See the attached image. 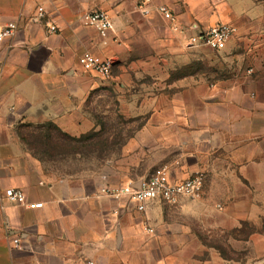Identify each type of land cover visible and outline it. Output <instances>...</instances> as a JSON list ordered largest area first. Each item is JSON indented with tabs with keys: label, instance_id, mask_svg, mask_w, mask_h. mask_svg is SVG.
Masks as SVG:
<instances>
[{
	"label": "crops",
	"instance_id": "0c3cea01",
	"mask_svg": "<svg viewBox=\"0 0 264 264\" xmlns=\"http://www.w3.org/2000/svg\"><path fill=\"white\" fill-rule=\"evenodd\" d=\"M141 2L0 0V30L16 25L0 44V264H240L217 254L206 263L201 241L185 229L184 220L175 219L188 206L151 203L139 214L126 199L99 190L139 181L160 167L168 168L173 181L202 172L215 180L228 178L234 164L244 169L250 145L244 87L216 82L208 90L168 86L159 94L149 92L145 108L124 112L147 116L137 143H129L127 156L126 151L116 156L112 167L94 175L49 173L25 144L61 141L53 129L69 138L90 131L85 104L91 88L106 81L83 71L78 58L84 52L119 61V68L151 76L153 83H168L161 74L170 64L169 38L184 51L198 49L186 48L182 36L168 30L154 10L158 5L168 7L190 33L193 27L229 21L236 34L225 48L264 38V0H150L147 15L138 8ZM39 7L45 11L42 21L36 20ZM93 11L111 17L113 28L105 37L79 22ZM49 25L57 32L49 33ZM128 78L120 73L108 82ZM191 130L194 142L188 143ZM9 189L21 191L24 202L7 200L3 193ZM30 204L42 206L30 209Z\"/></svg>",
	"mask_w": 264,
	"mask_h": 264
},
{
	"label": "rangeland",
	"instance_id": "374dc122",
	"mask_svg": "<svg viewBox=\"0 0 264 264\" xmlns=\"http://www.w3.org/2000/svg\"><path fill=\"white\" fill-rule=\"evenodd\" d=\"M169 39L170 64L161 74L168 76V83H153L151 76L130 74L127 68H119V61L111 60L114 62L110 76L103 80L106 85L91 88L85 104L90 131L75 138L78 139L75 143H27L28 151L49 173L94 175L112 167L116 156L120 158L125 151L127 156L129 148L125 146L129 143H137V133L147 116L124 112L134 106L145 108L149 92L159 94L162 89L167 91L168 86H183L186 91L194 86L208 90L216 82L230 83L235 89L244 87L249 99L250 143L244 155V158L248 155L243 161L245 168L241 170L234 164L232 176L217 180L211 173L202 172L205 179L202 198L181 199L177 204L188 209L184 214H176L179 217L175 219L184 220L185 229L201 241L207 251L205 255L203 252L206 263L210 262V254H217L234 263L258 264L264 260V38L255 37L252 41L248 38L238 47L228 46L221 51H184L173 38ZM139 54L147 53L139 51ZM156 58L160 60L163 56ZM120 73L128 80L108 82L111 76ZM201 122L207 125L205 120ZM190 135L188 143H193L194 131Z\"/></svg>",
	"mask_w": 264,
	"mask_h": 264
},
{
	"label": "built area",
	"instance_id": "2783aa9c",
	"mask_svg": "<svg viewBox=\"0 0 264 264\" xmlns=\"http://www.w3.org/2000/svg\"><path fill=\"white\" fill-rule=\"evenodd\" d=\"M150 0H142L138 8L143 15L149 13L148 6ZM154 10L166 22L168 30L178 33L182 36L185 47L189 49H209L213 51L224 50L228 42L235 36L236 28L230 24L218 23L206 29H198L193 27L190 33L189 28H184L176 20L172 11L164 6L158 5ZM45 18V11L39 7L36 11V20L42 21ZM79 22L84 27L95 29L101 37H105L108 32L112 31L113 24L108 13L103 11H93L84 13L80 16ZM16 31V25L9 23L0 30V44L11 37ZM49 33L57 32L54 25L48 26ZM189 32V33H188ZM78 63L83 71L94 73L102 79L110 76L113 62L110 59H103L84 52L78 58ZM204 176L196 173L187 179L181 181H173L167 167H160L153 171L148 177L136 182L128 183L121 187H111L104 185L100 188L99 193L102 196L120 200L126 199L134 210L139 214L147 211L148 205L151 203H161L166 205H176L180 199L187 198L199 200L203 195ZM3 196L14 203L22 204L25 196L21 191L13 189L6 190ZM41 204H30V209L39 208ZM148 234H153V230L147 226L144 227ZM15 246L18 240H13ZM83 264H98L93 261H86Z\"/></svg>",
	"mask_w": 264,
	"mask_h": 264
},
{
	"label": "trees",
	"instance_id": "16d2710c",
	"mask_svg": "<svg viewBox=\"0 0 264 264\" xmlns=\"http://www.w3.org/2000/svg\"><path fill=\"white\" fill-rule=\"evenodd\" d=\"M53 130L56 132V135L58 136L57 138H58L59 140H61V142H64V140H66V141H68V142H70V143H75V142L78 141V139H75V138H69V137L63 135L62 133H60L59 131H56L55 129H53ZM25 144H26V146H28L27 143H25ZM50 144H51V143H50Z\"/></svg>",
	"mask_w": 264,
	"mask_h": 264
}]
</instances>
